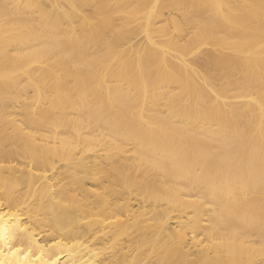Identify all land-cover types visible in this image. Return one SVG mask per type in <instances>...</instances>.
Returning <instances> with one entry per match:
<instances>
[{
  "label": "bare ground",
  "instance_id": "bare-ground-1",
  "mask_svg": "<svg viewBox=\"0 0 264 264\" xmlns=\"http://www.w3.org/2000/svg\"><path fill=\"white\" fill-rule=\"evenodd\" d=\"M0 264H264V0H0Z\"/></svg>",
  "mask_w": 264,
  "mask_h": 264
},
{
  "label": "rangeland",
  "instance_id": "rangeland-1",
  "mask_svg": "<svg viewBox=\"0 0 264 264\" xmlns=\"http://www.w3.org/2000/svg\"><path fill=\"white\" fill-rule=\"evenodd\" d=\"M140 39H141V37H140ZM140 39H139V37H137L133 41L136 42V41H139Z\"/></svg>",
  "mask_w": 264,
  "mask_h": 264
}]
</instances>
